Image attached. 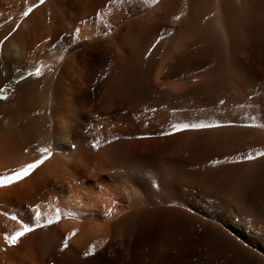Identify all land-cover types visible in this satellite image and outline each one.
Returning <instances> with one entry per match:
<instances>
[{"label":"bare ground","instance_id":"6f19581e","mask_svg":"<svg viewBox=\"0 0 264 264\" xmlns=\"http://www.w3.org/2000/svg\"><path fill=\"white\" fill-rule=\"evenodd\" d=\"M14 28L0 176L53 155L0 187V264H264V102L223 84L264 80V0H0Z\"/></svg>","mask_w":264,"mask_h":264},{"label":"snow or ice","instance_id":"6c2138e0","mask_svg":"<svg viewBox=\"0 0 264 264\" xmlns=\"http://www.w3.org/2000/svg\"><path fill=\"white\" fill-rule=\"evenodd\" d=\"M155 2H156V0H153V3H155ZM43 3H44V0H39V4L42 5ZM36 7H38L37 4H33L32 6L27 7L26 10L23 11L22 16L28 17L29 14ZM176 19H179V17H176ZM15 31H16V29L14 28L12 30V32H9L8 36H5L3 40H0V44H3ZM77 31H79V29H77ZM158 42L159 41H157V43ZM152 47L155 48L156 44H153ZM149 52H151V49H149ZM33 74L40 75V69L37 68L35 70V73H29V75H33ZM24 79H25V77L23 75H21L19 77V80H24ZM4 91H5L4 88H0V93H3ZM0 99H6V96H0ZM220 103L223 104L224 101H220ZM153 111H155V110H153ZM213 126H215V125H206V124H202V123H197V124H183V125H178V126H173V127L175 128V130L178 131L182 128L183 129H187V128L200 129V128L213 127ZM99 143H100L99 140H96L92 144V147L93 148L98 147ZM73 147H75V145H73ZM25 151H27V149H25ZM37 151L41 154L39 159H36L30 163H26L22 167L12 170L10 175L0 176V187L11 185L14 182H18V181H21V180L29 177L30 175H32L34 173V171L39 166L43 165L45 163V161H47L53 155L52 151L46 147H40L37 149ZM258 157H264V152H256L255 155H253L252 153H249V154L241 157V159L244 161H252ZM214 163H219V161H216ZM4 215H8V213L5 212ZM40 217H41V212L37 209L35 212L34 223L30 225L29 223H23V222L19 221L18 217L16 215H12L11 219L13 221H17L18 223H21V227L18 230H16L15 232H13L11 235L5 236V239L7 240V242L10 245H16L22 237L26 236L29 233H32L33 231H35V229L47 227L48 225H52L54 222L59 221L61 218L60 213L57 212L54 219L48 218L46 223L41 224ZM70 235H74V233H70ZM67 247H68V239L66 237L64 239L62 247L60 248V251H63ZM94 250H95L94 246H90L88 251L84 252L83 255L85 257L91 256V255H93Z\"/></svg>","mask_w":264,"mask_h":264},{"label":"rangeland","instance_id":"374dc122","mask_svg":"<svg viewBox=\"0 0 264 264\" xmlns=\"http://www.w3.org/2000/svg\"><path fill=\"white\" fill-rule=\"evenodd\" d=\"M254 69H256L260 73H264V65H256V66H254ZM235 78L230 79L231 81L227 80V81H225V83L223 82V84L224 85H226V84L230 85L232 90L234 91V94H237V95L239 94L238 96H239V98H241V100L244 101L247 98L246 103H249L248 104L249 108H250V106L252 107V105H254L255 107H252V108H254L253 110L254 111L257 110L256 113L260 114V112L262 111L261 104H262V102H264V80L258 81V82H253V81H244V80L237 79V78L235 79ZM220 94H223V93L220 92ZM243 96L246 98H244ZM260 179H262V178H260ZM256 181L259 182L258 180H256ZM261 183L262 184L258 183V185H255L257 187L260 186L259 188H255V190L257 191V197L259 196V194H258L259 191L261 192L260 195L262 193H264V187L261 188L262 187L261 185H264V182L262 181ZM255 186L250 187V190H254L253 187H255ZM261 189H263V191ZM237 254H239V253H237ZM246 259H247V264H248V257Z\"/></svg>","mask_w":264,"mask_h":264}]
</instances>
